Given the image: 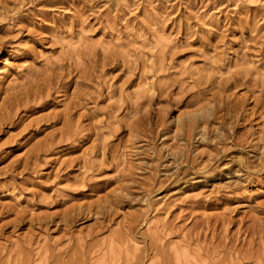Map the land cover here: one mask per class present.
<instances>
[{"label":"rangeland","instance_id":"obj_1","mask_svg":"<svg viewBox=\"0 0 264 264\" xmlns=\"http://www.w3.org/2000/svg\"><path fill=\"white\" fill-rule=\"evenodd\" d=\"M0 69V264H264V0H0Z\"/></svg>","mask_w":264,"mask_h":264},{"label":"bare ground","instance_id":"obj_2","mask_svg":"<svg viewBox=\"0 0 264 264\" xmlns=\"http://www.w3.org/2000/svg\"><path fill=\"white\" fill-rule=\"evenodd\" d=\"M3 71H4L3 69H0V87H1V85L4 84L3 78H6L5 76L8 75L6 70H5L6 72H3ZM144 83L146 84V82H144ZM152 89L153 88L151 86L149 87V85H148V88H147L148 93L150 91L152 92ZM209 104H210V102L205 104L202 107L198 106L199 108L194 109L190 112L187 111L185 116H183L184 119H187V121L189 122L188 123L189 125L196 126V124H198V122L200 123L199 119L201 116L207 117L210 114L211 110H209V108L210 109H212V108ZM208 106H210V107H208ZM206 107H207V109H206ZM177 116L178 117L176 119L181 122V119L183 117H181L180 114ZM172 122L176 123L175 120ZM261 130L258 128L253 129L252 134H253V136H256V139H258V137L261 136L262 131H263V130L262 131ZM262 137L263 136H261V138ZM154 208H156V207H154ZM157 211L159 212L160 208ZM156 213H154V214H156ZM152 217H153L154 221L152 223L150 222V226H151L150 231L153 232L154 234H156L158 239L160 241H162L164 238V235L166 234V231L169 229V226H167L166 221L164 222L163 220H161V217L159 214H156V216H152ZM146 219H148L147 216H146ZM168 246H169V248L166 252L164 250V247H162V243H161V247L163 249H160V250L165 252L166 255H162L164 253L161 251V252H159L160 255H158L159 253L156 252L157 254H155L153 256L149 257V256L145 255L144 257H141L139 259V261H136V259H137V248L131 247V245L129 244V240L125 241L123 239V237L120 238L118 236L117 238L116 237L111 238L110 241L108 242L106 248H100L95 253V255H93V257L90 259L89 264H166L165 261H167V260L169 262L167 264H170V263L171 264H211L210 263L211 260L209 259L208 254L205 253L202 248H198V247L196 248L192 244H187L186 241L184 240V238L180 239V241L177 243L172 242ZM168 246H166V248ZM162 256H165V257L167 256L168 259L164 261L163 260L164 257H162ZM135 261H136V263H135ZM36 264H39V263H36Z\"/></svg>","mask_w":264,"mask_h":264}]
</instances>
